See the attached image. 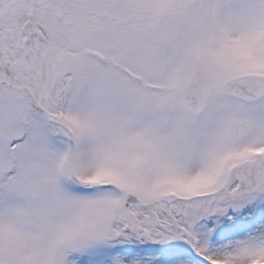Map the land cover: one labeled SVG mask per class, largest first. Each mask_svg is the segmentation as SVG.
<instances>
[{
    "label": "snow or ice",
    "instance_id": "1",
    "mask_svg": "<svg viewBox=\"0 0 264 264\" xmlns=\"http://www.w3.org/2000/svg\"><path fill=\"white\" fill-rule=\"evenodd\" d=\"M0 264H264V0H0Z\"/></svg>",
    "mask_w": 264,
    "mask_h": 264
}]
</instances>
